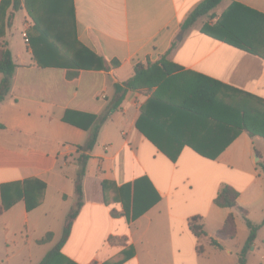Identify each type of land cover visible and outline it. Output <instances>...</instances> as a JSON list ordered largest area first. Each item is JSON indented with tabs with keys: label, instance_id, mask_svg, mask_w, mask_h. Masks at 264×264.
Listing matches in <instances>:
<instances>
[{
	"label": "crops",
	"instance_id": "0c3cea01",
	"mask_svg": "<svg viewBox=\"0 0 264 264\" xmlns=\"http://www.w3.org/2000/svg\"><path fill=\"white\" fill-rule=\"evenodd\" d=\"M199 1L72 0L77 39L105 65L76 75L73 69L37 65L29 47L26 54L15 52L5 27L0 39L17 67L0 101V204L2 191L12 198L15 183L24 181L30 195L42 192V199L27 210L20 198L0 213V264H38L62 235L75 202L77 146L90 134L62 120L67 110L106 114V119L86 163L83 203L60 249L66 259L75 264H237L245 240L235 243V253L228 245L243 229V217L237 208L213 202L221 185L228 184L239 192L237 205L261 224L245 264H264V174L252 159L253 150L256 161L262 158L264 138L241 131L215 158L202 156L187 142L215 151L235 134L234 122L228 110L213 120L180 107L197 73L264 99V58L202 33L204 16L182 30ZM231 2L264 14V0H223L209 21ZM148 63L156 64L155 71L126 88L135 64ZM115 83L124 90L116 108ZM139 117L167 150L184 143L174 161L140 132ZM139 179H144L139 204L157 199L132 217L121 188ZM229 213L235 217V236L217 238L222 248L211 245ZM193 215L202 217L206 235L201 238L188 226ZM47 233L50 237L38 242Z\"/></svg>",
	"mask_w": 264,
	"mask_h": 264
},
{
	"label": "trees",
	"instance_id": "16d2710c",
	"mask_svg": "<svg viewBox=\"0 0 264 264\" xmlns=\"http://www.w3.org/2000/svg\"><path fill=\"white\" fill-rule=\"evenodd\" d=\"M222 1H199L184 18L181 23V29L184 30L190 27L202 16L215 17L214 9ZM24 2L26 10L33 20L28 43L32 58L37 65L73 69L72 75H76L80 69L105 68L102 57L94 54V52L79 42L76 37L72 0H24ZM21 7V0L0 1V38L4 34L5 27H10L15 13ZM200 31L217 41L264 58V14L244 4L231 2L214 22L211 23L209 20H205ZM16 67L17 64L11 50L8 48L6 42L0 39V101L6 97L10 90L12 76ZM155 69L156 64H135L134 75L124 82L125 87L129 89L137 87L138 83L145 81L149 77L150 72H154ZM114 86L117 95L114 99L113 107L116 108L123 99L124 90L118 83H115ZM180 107L195 115L213 120L218 118L222 112L228 110L230 122H234L236 128L235 134L230 135L215 151H204L196 144L187 142L191 148L202 156L215 158L234 136L238 135L241 131L247 132L251 137L260 136L264 138V99L226 85L209 76L196 74L195 81L192 87L188 89L186 98ZM105 119L106 114L95 115L73 110H67L62 117V120L69 124L83 129H90V134L84 144L77 146V155L74 160L77 168L74 175V205L65 218L63 232L59 241L43 256L38 264H75L66 259L61 254L60 249L66 241L72 222L83 203L82 179L85 174L86 163L96 143L99 128ZM136 126L147 139L155 144L172 161L177 158L180 148L184 143L180 142L175 150H167L157 141L156 137L150 135L141 126L140 117L136 122ZM0 127H2L1 124ZM261 171L264 174V165H262ZM32 181L38 180L33 179ZM142 181L144 179H139L132 186L131 184H126L121 188V192L125 194L122 199L125 208L128 207V203L132 204V217L138 216L144 207L157 199V196H155L153 199H148L145 205L141 206L139 204L137 193ZM39 183L40 190H42L45 185L44 183ZM15 185H17L18 190L16 191L17 193L13 194L16 196L12 198H6L5 195L7 194L2 191L0 213L20 198H23L25 201L27 210L41 202L42 192L36 198L31 196L28 192L26 181L15 183ZM131 187L133 189L132 195L130 194ZM238 195L239 192L234 187L222 184L213 202L219 207H235L241 213L248 228V235L238 252L237 264H245L246 255L256 238L261 224L253 223L247 217V211L237 205ZM188 226L196 237L201 238L206 235L201 216L193 215L189 217ZM235 234V217L233 213H229L223 227L217 231L216 238L210 239V243L218 248H222L217 238H233ZM49 237L50 233H47L38 242H44ZM197 250L200 251L199 246Z\"/></svg>",
	"mask_w": 264,
	"mask_h": 264
},
{
	"label": "rangeland",
	"instance_id": "374dc122",
	"mask_svg": "<svg viewBox=\"0 0 264 264\" xmlns=\"http://www.w3.org/2000/svg\"><path fill=\"white\" fill-rule=\"evenodd\" d=\"M21 5H22L21 8L24 9L26 14H24V12H23V15L20 16V12L19 11H18V13L16 12L14 18L12 19L10 27H8L9 32H7V33H8V37L10 39L12 49L15 52L21 51L23 54H26L27 47H29V43H27L28 45H26V43L24 42L23 37H22V31H25L26 35L29 37V33H30V31L32 29V25H33V20H32L31 15H29L27 10H26L24 0H21ZM222 6H223V4H219L215 9L218 11L221 9ZM201 20L202 19H200L199 21H201ZM206 20H210V16H207ZM74 30H75V34H76L75 25H74ZM76 37H77V34H76ZM256 144L258 145V143H256ZM261 151H262V153H261L262 158L260 160H257V161H256V157H258V155H256V151L253 150V153H252V159H253V161L256 162V167L259 171L261 170L262 165H264V151L262 149H261ZM238 215L240 218L241 213H239V210H238ZM240 219L242 220L243 218H240ZM241 220L239 221V225H241V226L243 225V229L238 230L236 238L234 240L230 241V244L228 245L231 248V250L233 251V253H235L237 250V248L235 247V243L240 242V244H242V242L246 239V236H247L246 232H245L246 231V228H245L246 225H245L244 221H241ZM233 257H235V261H237V255H234Z\"/></svg>",
	"mask_w": 264,
	"mask_h": 264
},
{
	"label": "built area",
	"instance_id": "2783aa9c",
	"mask_svg": "<svg viewBox=\"0 0 264 264\" xmlns=\"http://www.w3.org/2000/svg\"><path fill=\"white\" fill-rule=\"evenodd\" d=\"M22 37L24 39V42L25 43H28V36L26 35V32L25 31L22 32Z\"/></svg>",
	"mask_w": 264,
	"mask_h": 264
},
{
	"label": "water",
	"instance_id": "95a60500",
	"mask_svg": "<svg viewBox=\"0 0 264 264\" xmlns=\"http://www.w3.org/2000/svg\"><path fill=\"white\" fill-rule=\"evenodd\" d=\"M256 158H258V157H256Z\"/></svg>",
	"mask_w": 264,
	"mask_h": 264
}]
</instances>
